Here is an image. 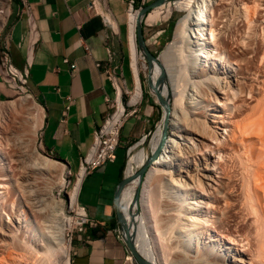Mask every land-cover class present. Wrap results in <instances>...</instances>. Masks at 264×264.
Masks as SVG:
<instances>
[{
  "label": "bare ground",
  "instance_id": "bare-ground-1",
  "mask_svg": "<svg viewBox=\"0 0 264 264\" xmlns=\"http://www.w3.org/2000/svg\"><path fill=\"white\" fill-rule=\"evenodd\" d=\"M134 3L129 0L126 13L129 68L135 80L127 107L141 100L135 44L138 10L133 9ZM163 8L164 19L172 11L183 13L172 41L148 66L151 84L165 98L161 123L169 110L171 133L148 165L139 214L131 208L139 183L135 170L144 163L147 153L142 148L128 157L127 182L119 195L125 206L124 235L149 264H264V207L255 187L264 172V160L250 158L249 150L240 141L245 154L238 162L241 171L231 176L219 146L222 134L231 137L230 129L232 137L264 129V1L176 0L153 8L143 19L149 25L155 24ZM8 13L9 0H0V34ZM112 23L117 30L116 23ZM105 71H112V67ZM114 91L112 107L81 160L69 197L72 212L81 210L75 197L82 175L95 168L104 156L102 143L119 130L128 116L122 102L126 93L122 94L121 88ZM234 110L239 117L230 125L224 118ZM41 120V107L30 95L0 102V212L7 216L6 221L0 220V251L11 250L18 264L32 260L35 264H53L55 255L61 264H70L63 231L71 221L62 212L63 202L55 200L58 206L53 203L59 212L48 213L44 206L42 212L37 203L44 198L36 200L33 190L41 186L46 198L53 202L52 188L47 186L44 173L53 172L57 166L35 146ZM161 133L162 124L149 142L151 153ZM145 138L130 151L143 145ZM236 140L228 142L234 146ZM60 166V171L65 172L66 166ZM67 235L71 241V234Z\"/></svg>",
  "mask_w": 264,
  "mask_h": 264
},
{
  "label": "crops",
  "instance_id": "crops-1",
  "mask_svg": "<svg viewBox=\"0 0 264 264\" xmlns=\"http://www.w3.org/2000/svg\"><path fill=\"white\" fill-rule=\"evenodd\" d=\"M21 1L31 8L36 31L33 37L28 35L25 14H20ZM89 1L9 0L11 14L9 17L8 13L1 31L7 29L10 33L11 63L16 69L27 71L26 86L41 107L38 134L42 148L51 151L74 174H79L81 160L89 152L94 133L103 121L104 97L112 96L109 82L96 67L107 58L104 37L108 29L88 8ZM154 1L135 0L139 8ZM103 2L116 23L117 33L111 43L122 62V73L130 93L135 88V80L129 68L126 24L129 0ZM1 46L2 39L0 49ZM70 65H74V70ZM125 65L130 86L125 78ZM106 67H112V63H105ZM139 81L141 100L123 123L114 161L88 170L79 182L75 198L86 209L90 222L81 241L75 240L72 244L70 264H135L126 244L116 237L114 230L121 226L117 189L125 177L127 148L152 129L159 115L140 75ZM16 93L18 89L0 63V100ZM109 111L110 108L107 113Z\"/></svg>",
  "mask_w": 264,
  "mask_h": 264
},
{
  "label": "rangeland",
  "instance_id": "rangeland-1",
  "mask_svg": "<svg viewBox=\"0 0 264 264\" xmlns=\"http://www.w3.org/2000/svg\"><path fill=\"white\" fill-rule=\"evenodd\" d=\"M174 1L176 0H166L165 2L166 3H173ZM264 1V0H263ZM164 2V3H165ZM148 5V4H146ZM139 5L136 4V2L134 3V10H138L139 9ZM144 7V6H142ZM152 10V9H151ZM150 10V11H151ZM149 11V12H150ZM161 13H160V18L158 19V21L155 23V24H152V25H149L145 22V20L143 19L142 22H141V31H142V38L144 40V43H145V46L147 47V49L149 50V52L151 53L152 56H154L155 58H158L159 54L161 53V51L164 49V47L166 46V44L170 41H172V38H173V32H174V29H175V26L178 22V20L181 18V16L183 15L182 12H177V11H172L171 14L169 15V17L167 19H164L162 18V16L164 15V13L166 12V8H163L160 10ZM124 30V29H123ZM135 44H136V47H137V50H138V54H139V61H138V65H139V75H140V78L142 80H144V86L145 88L147 89V92L149 95H151L152 99L155 101L158 109H159V115H158V119H157V122L152 126V129L147 132L149 133V135L145 138L144 140V143H142L143 145H139L136 150L134 151H131V154L132 155L135 151L139 150V149H142L144 148L145 152L147 153V155L149 156V159L148 161L144 160V163L139 166V169L136 168L135 170V174H136V178L139 179V183L137 185V187L135 188V191H134V195H133V201H132V205H131V208L132 210L134 211V213L136 214H139L142 212V207H141V203H140V194H141V191H142V188H143V184L145 182V177H146V174L148 172V169H149V166L150 165V157L152 155L151 153V149H150V143L151 142V139L153 138L152 135L154 136L155 132H156V129L157 127L162 124V128H163V123H161V119H162V109L163 107H161V105L159 104L157 98H156V95L155 93L152 91V89L148 88L147 84H148V79L150 80V72L148 70V66L150 63H148L147 59H146V55L143 53V51L140 49V47L138 46V40L135 38ZM124 73H125V78H126V81H127V85L130 86V78L128 76V72H127V66L125 65L124 67ZM165 82L167 83V86L169 88V80L167 79V77H165ZM168 80V81H167ZM26 94H23L21 92H18L16 94H14L13 96H11L9 99H6V100H0V102H7V101H12V100H15L19 97H22V96H25ZM129 96H130V93H126L122 96V102L126 108V111L129 113V111H131L132 109H134V106H129L127 107V103H128V100H129ZM165 100V98H163ZM33 100L35 101V103L37 105L38 102L33 98ZM250 101V100H249ZM168 102L169 104L172 102V96L170 95L168 97ZM253 104V103H252ZM137 105V104H136ZM170 106V105H169ZM233 113L230 114L227 118H224L225 121H230V125H233L232 122H234L235 119H237L239 117V113L238 111H232ZM217 114V113H215ZM221 114V113H220ZM222 115H223V112H222ZM227 115V112L224 114V116ZM233 115V116H232ZM235 117V118H234ZM234 119V120H233ZM229 125V126H230ZM228 128H231L228 127ZM167 132H166V138L170 137V133H171V128H170V125H169V119L167 121ZM231 131H233L232 129H230ZM257 130V131H256ZM255 132H253V134H247V135H243V136H234L232 137L233 135V132H229V134L231 135V137L229 136L226 137L224 134L221 135V141L222 143L219 144L220 148H221V155H223V159L225 160L224 164H225V168H227L226 170L229 172H231V176L233 175H236L237 172L239 173L241 171V166L239 165L240 163H238L239 161H242V158L244 159V156L245 154H243L242 152L244 151V148L245 149H248L249 153L248 156H251L250 158H252L254 161L258 160V161H261V160H264V129H256ZM258 130H259V133H258ZM257 132V134H256ZM261 132V133H260ZM146 133V134H147ZM152 137V138H151ZM238 137H241V140L237 139ZM228 138V139H227ZM234 138V139H233ZM237 140H236V139ZM227 141H226V140ZM231 140V141H230ZM234 140H236L235 142V145L233 146L230 142H234ZM39 141H40V138H39V134H38V131L36 132V137H35V146L37 147L38 151L40 152V154H42L44 157L54 161L56 163V166H57V169L56 170H53V172H46L44 173V177L47 181V186L48 187H51L52 190H51V195L50 197H52L53 199V202H51L48 198H46V194L44 193V191L42 192L41 191V186H39L40 188H36L33 189V190H36L35 192L37 193V189L39 190L38 191V194H35V197H37L36 200L40 199L42 196V198H46V200L44 199H41L39 200V202L43 203V205H41L40 203H37L38 205L42 206V209H43V206L45 207V211L48 210V213H52L53 211L55 212H59V208L57 207L58 205L56 204L55 200L56 201H62L63 202V206H62V212L64 214V216L66 218H69L70 215L67 213V204H68V199L70 197V192L76 182V178H77V174H74L73 172H70V169L67 167V165H65L64 163H62L61 161H59L58 159H56L55 157H49V156H46L45 154H43L40 150V145H39ZM230 141V142H228ZM240 141L242 142V146L244 148H242V146H240ZM138 142V141H137ZM237 142L239 143V145L237 144ZM136 142H133L129 145V147H132V145H134ZM227 143L230 144L228 145V147L225 145ZM251 143V144H250ZM136 145V144H135ZM223 145V146H222ZM39 146V147H38ZM222 146V147H221ZM231 146H233L231 148ZM249 146V147H248ZM224 147V148H223ZM226 147V148H225ZM230 147V148H229ZM239 147V148H237ZM234 148V150H233ZM236 149V151H235ZM241 149V151L239 150ZM233 150V151H232ZM232 151V152H231ZM236 154H235V152ZM238 151V152H237ZM239 151H240V155L239 154ZM242 153V154H241ZM231 155V156H230ZM236 155V156H235ZM238 158L241 156H243L240 160L239 159H236L235 157ZM225 157V158H224ZM228 158V159H227ZM146 161V162H145ZM234 161V162H233ZM233 162V163H232ZM61 165V166H60ZM60 167H63V166H66L65 167V172H61L60 171ZM230 166V167H229ZM240 166V168H239ZM239 168V169H238ZM230 169V170H229ZM232 169V170H231ZM237 169V170H236ZM235 170V171H234ZM240 170V171H239ZM235 172V173H233ZM126 177V176H125ZM258 181L255 183V187H257L256 189L258 190L257 192L259 193V197L261 199V205L262 207H264V172L262 174H260V176H258ZM60 182H63V187L60 186ZM53 185H52V184ZM40 192L42 193V195L40 194ZM38 195V196H37ZM1 196V195H0ZM3 196V195H2ZM45 196V197H44ZM3 198V197H2ZM35 200V201H36ZM50 201L48 203L47 202ZM47 204H46V202ZM55 202V204L57 205H53V203ZM44 204H46L47 206H45ZM3 205V204H2ZM52 205V206H51ZM54 207V208H53ZM125 207V206H124ZM6 209V212L7 210L9 209L7 206L5 207ZM46 208H49V209H46ZM54 210H53V209ZM57 208V209H56ZM130 208V210H131ZM44 209L42 210V212L44 211ZM52 209V210H51ZM25 210L27 211V209L25 208ZM51 210V211H49ZM131 210V211H132ZM54 212V213H55ZM46 213V212H44ZM0 220L2 219L6 221V215L4 213V211L0 212ZM2 216V218H1ZM0 221V223L2 222ZM123 230V229H122ZM124 231V230H123ZM66 229L63 231V238H64V242L65 244L68 245V235L66 234ZM69 248V246H68ZM3 250V249H2ZM0 251V264H18V261H17V257L14 255V253H12L11 250H3V251ZM15 256V257H14ZM57 255H55L51 260L52 263L54 264L56 262V264H61V262L59 260H57ZM69 257H70V254H69ZM130 257H131V260L133 263L136 264L134 258L132 257V255L130 254ZM17 261V262H16ZM34 262V260L32 261H29V263L27 262V264H32ZM35 264V262L33 263Z\"/></svg>",
  "mask_w": 264,
  "mask_h": 264
},
{
  "label": "built area",
  "instance_id": "built-area-1",
  "mask_svg": "<svg viewBox=\"0 0 264 264\" xmlns=\"http://www.w3.org/2000/svg\"><path fill=\"white\" fill-rule=\"evenodd\" d=\"M88 8L94 14L98 15L102 19L104 27H106L108 29V31L106 32L105 37H104V48H105L106 55H107L105 63H112V71H105V63H103V64L97 63L96 64V67L100 68L102 73L105 75V77H106L107 81L109 82V85L112 89V96L110 97L108 95H105V97H104V101L106 104V111H105L104 116L102 118V120H104V117H105L107 111L109 110V108L112 107V104L114 102V100H113L114 88H121L122 94L127 93L128 89L126 87L125 79H124V76L122 73V62L120 61L117 54L115 53V51L112 47V43H111L112 37L114 35H116V33H117L114 26H113V23H112L114 21V19H113L112 15L110 14V11L107 8V6L104 4L103 0H90ZM19 11H20V14L21 13L25 14L26 22H27V26H28V35H29V37H33L35 35L36 31H35V25H34V21L32 18L30 6L26 2L21 1ZM10 14H11V9L9 11V17H10ZM6 31H7V29L0 34V40L2 39V46L0 49V63L4 69L5 74L7 75V77L14 83V85L18 89V92H21V93L26 94V95H30L32 97V95L30 94V92L26 86L27 77H28L27 71L26 70L20 71V70L16 69L11 63L10 55L8 53V42L10 40V33L9 32L7 33ZM65 62H67V61H65ZM74 68H75L74 65H70L71 70H74ZM129 117L130 116H128V118ZM123 125L120 126V128L117 132H115L114 134H110L107 141L102 143V148H104V156H102V158L96 163L95 169H97L98 167H101L107 163H111L114 161L115 151H116V149L120 143V133H121V129H122ZM148 135H149V133L144 134L141 137V139L144 136L147 137ZM152 137H153V135H152ZM140 140L138 142H136L135 144H138L140 142ZM39 145H40V147H42L41 141H39ZM130 148L131 147H128L127 151H126L125 170L127 167L128 157L131 154ZM42 150L44 151L45 154H50L54 157V154L51 151H47L43 148H42ZM144 160L147 161V155H146ZM72 204H73V201L68 199L67 213L70 215L69 219L71 222H70V225L66 228V231H67L66 234H71V241H68V246H69L68 254H70V256H71L73 242L75 240L81 241L82 236L85 235L87 232V228H88V225L90 222L88 214L86 212V209L81 205L80 212H72ZM124 209H125L124 204H120L119 211L124 214ZM114 233L116 234V237L120 241L125 243V235H124V231L122 230L121 226H120V228L114 230Z\"/></svg>",
  "mask_w": 264,
  "mask_h": 264
},
{
  "label": "water",
  "instance_id": "water-1",
  "mask_svg": "<svg viewBox=\"0 0 264 264\" xmlns=\"http://www.w3.org/2000/svg\"><path fill=\"white\" fill-rule=\"evenodd\" d=\"M166 0H156L153 3H150L144 7H141L138 9L137 12V21H136V28H135V37L138 40V46L140 47V49L143 51V53L146 55V59L148 61V63H150L151 61H156L157 58H155L154 56L151 55V53L149 52V50L147 49V47L145 46L144 40L142 38V31H141V22L143 19V16L148 13L151 9L159 7L160 5H162ZM148 85L150 89H153L156 95V98L159 102V104H163V99L160 96V94L158 93V91H156L154 89V85L151 84L150 80L148 79ZM162 107V106H161ZM169 110L166 111V115L163 117V128H162V133H161V137H160V141L156 147V149L153 151L151 157H150V162L157 156V154L160 152L165 138H166V132H167V121H168V115ZM127 179L126 177H124V179L121 181L120 185L118 186L117 189V196L120 195L124 185L126 184ZM118 220L121 224L122 229L125 231L124 229V221H125V217L124 214L122 212L119 211L118 213ZM125 244L126 247L128 248L130 254L132 255V257L134 258L136 264H149L145 259H143L134 249L132 243L130 240H128L125 237Z\"/></svg>",
  "mask_w": 264,
  "mask_h": 264
}]
</instances>
